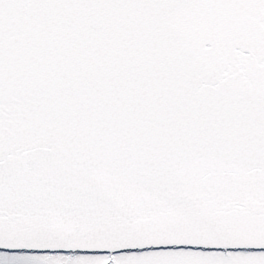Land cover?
I'll use <instances>...</instances> for the list:
<instances>
[{
	"label": "snow or ice",
	"instance_id": "snow-or-ice-1",
	"mask_svg": "<svg viewBox=\"0 0 264 264\" xmlns=\"http://www.w3.org/2000/svg\"><path fill=\"white\" fill-rule=\"evenodd\" d=\"M0 249L264 264V0H0Z\"/></svg>",
	"mask_w": 264,
	"mask_h": 264
},
{
	"label": "water",
	"instance_id": "water-1",
	"mask_svg": "<svg viewBox=\"0 0 264 264\" xmlns=\"http://www.w3.org/2000/svg\"><path fill=\"white\" fill-rule=\"evenodd\" d=\"M253 250H255V249H253ZM0 251H6V250H4V249H0Z\"/></svg>",
	"mask_w": 264,
	"mask_h": 264
},
{
	"label": "rangeland",
	"instance_id": "rangeland-1",
	"mask_svg": "<svg viewBox=\"0 0 264 264\" xmlns=\"http://www.w3.org/2000/svg\"><path fill=\"white\" fill-rule=\"evenodd\" d=\"M250 251H257V250H250Z\"/></svg>",
	"mask_w": 264,
	"mask_h": 264
}]
</instances>
